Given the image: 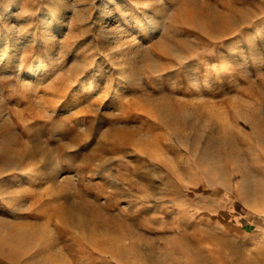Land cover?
<instances>
[{
	"label": "rangeland",
	"instance_id": "obj_1",
	"mask_svg": "<svg viewBox=\"0 0 264 264\" xmlns=\"http://www.w3.org/2000/svg\"><path fill=\"white\" fill-rule=\"evenodd\" d=\"M0 256L264 264V0H0Z\"/></svg>",
	"mask_w": 264,
	"mask_h": 264
},
{
	"label": "crops",
	"instance_id": "obj_2",
	"mask_svg": "<svg viewBox=\"0 0 264 264\" xmlns=\"http://www.w3.org/2000/svg\"><path fill=\"white\" fill-rule=\"evenodd\" d=\"M0 264H13V263L9 261L8 259L0 256Z\"/></svg>",
	"mask_w": 264,
	"mask_h": 264
}]
</instances>
